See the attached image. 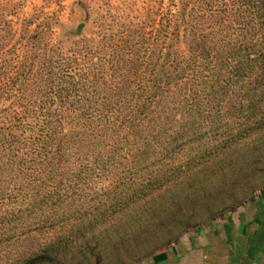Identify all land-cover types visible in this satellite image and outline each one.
<instances>
[{
    "label": "rangeland",
    "instance_id": "1",
    "mask_svg": "<svg viewBox=\"0 0 264 264\" xmlns=\"http://www.w3.org/2000/svg\"><path fill=\"white\" fill-rule=\"evenodd\" d=\"M211 1L215 14L214 1L221 0L204 2L208 7L200 3L209 8ZM194 4L197 0H0V111L19 109L54 86L56 73H43L44 61L52 72L58 71L57 62L69 66L77 79L94 65L109 68L127 59L131 51L129 58L145 62L185 58L190 44L179 17ZM28 70L38 74L37 81L20 88ZM47 99L43 106H59ZM188 127L175 124L171 132L190 135L147 142L151 149L141 155L131 150L112 157L105 172L62 190L67 197L59 209L43 205L40 212L19 216L18 210L28 207L13 199L19 173L0 167V264L50 242L59 243L49 257L52 264H137L264 187V135L220 159L197 150L222 144L226 137L220 133L231 126L207 121ZM197 133L202 136L192 135Z\"/></svg>",
    "mask_w": 264,
    "mask_h": 264
},
{
    "label": "trees",
    "instance_id": "2",
    "mask_svg": "<svg viewBox=\"0 0 264 264\" xmlns=\"http://www.w3.org/2000/svg\"><path fill=\"white\" fill-rule=\"evenodd\" d=\"M201 1L209 0H197L179 17L190 44L185 58L145 62L129 58L131 51L127 59L109 68L94 65L77 79L69 66L63 69L57 62L58 71L52 72L44 61L43 73H56L54 86L34 100H24L19 109L0 111V167L19 173L13 199L28 206L18 210L19 216L40 212L43 205L59 209L66 196L62 190L105 172L114 156L124 157L131 150L141 155L152 146L147 142L190 135L171 132L175 124L191 128L210 121L231 126L220 133L226 137L222 144L197 150L220 159L264 135V0L214 1L215 14L213 1L209 8ZM37 78L26 71L20 88ZM47 97L59 106H43ZM58 245L46 243L11 264H52L49 257Z\"/></svg>",
    "mask_w": 264,
    "mask_h": 264
},
{
    "label": "crops",
    "instance_id": "3",
    "mask_svg": "<svg viewBox=\"0 0 264 264\" xmlns=\"http://www.w3.org/2000/svg\"><path fill=\"white\" fill-rule=\"evenodd\" d=\"M137 264H264V187Z\"/></svg>",
    "mask_w": 264,
    "mask_h": 264
}]
</instances>
